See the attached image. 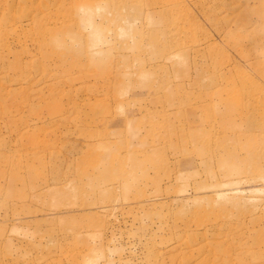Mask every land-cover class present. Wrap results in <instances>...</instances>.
Here are the masks:
<instances>
[{"label":"rangeland","instance_id":"rangeland-1","mask_svg":"<svg viewBox=\"0 0 264 264\" xmlns=\"http://www.w3.org/2000/svg\"><path fill=\"white\" fill-rule=\"evenodd\" d=\"M0 264H264V0H0Z\"/></svg>","mask_w":264,"mask_h":264},{"label":"bare ground","instance_id":"bare-ground-1","mask_svg":"<svg viewBox=\"0 0 264 264\" xmlns=\"http://www.w3.org/2000/svg\"><path fill=\"white\" fill-rule=\"evenodd\" d=\"M87 10H89V9H87Z\"/></svg>","mask_w":264,"mask_h":264}]
</instances>
